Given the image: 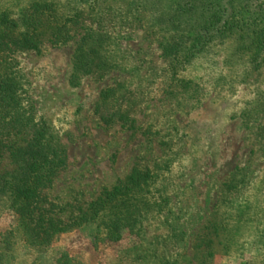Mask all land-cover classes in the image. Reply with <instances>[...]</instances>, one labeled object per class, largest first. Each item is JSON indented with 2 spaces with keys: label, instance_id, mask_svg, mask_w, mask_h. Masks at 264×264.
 <instances>
[{
  "label": "rangeland",
  "instance_id": "rangeland-1",
  "mask_svg": "<svg viewBox=\"0 0 264 264\" xmlns=\"http://www.w3.org/2000/svg\"><path fill=\"white\" fill-rule=\"evenodd\" d=\"M35 3L69 38L5 57L20 113L61 152L37 206L63 231L26 245L1 201L4 264H264V0H0V16ZM210 9L230 30L204 28ZM134 172L149 179L117 240L70 221Z\"/></svg>",
  "mask_w": 264,
  "mask_h": 264
},
{
  "label": "trees",
  "instance_id": "trees-1",
  "mask_svg": "<svg viewBox=\"0 0 264 264\" xmlns=\"http://www.w3.org/2000/svg\"><path fill=\"white\" fill-rule=\"evenodd\" d=\"M47 7L39 3L33 4L28 14L21 13L19 22H11L5 13L0 16V202L7 203L8 209L15 214L23 227L24 243L29 246L47 245L53 235L63 231L59 220L46 219L39 214L37 206L41 188L63 165V159L59 157L61 152L51 145V136L47 137L41 126L32 123L29 116L25 117L20 113L17 84L5 55L12 48L37 51L40 38L48 29L54 37L52 42L67 41L69 30H65L64 25V30H59L58 24L53 26L57 21L53 25L50 23L52 16L48 14ZM209 11L210 15L204 24L207 31L210 28L221 33L223 30H230V23L221 20L219 10ZM71 29L70 26V33ZM72 37L71 35L70 39ZM263 38L264 36L261 43ZM172 41L162 45L161 49L165 56L175 58L182 53L183 42H174V39ZM199 43V40L196 41L192 48ZM6 127L8 130L1 132ZM148 177L147 172H134L126 182L110 190H102L84 211L70 221L77 225L98 224L97 228L102 227L106 232L107 241L117 240L123 226H131L137 222L136 218H132L136 215L135 210L127 205L128 197L133 193L131 188L145 182ZM127 183L131 187L127 188ZM5 256L6 253H0V264H4Z\"/></svg>",
  "mask_w": 264,
  "mask_h": 264
}]
</instances>
